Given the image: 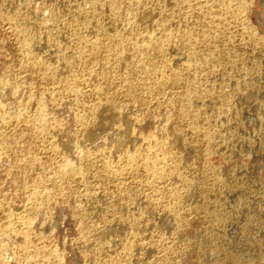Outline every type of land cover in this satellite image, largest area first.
Listing matches in <instances>:
<instances>
[{"label":"rangeland","instance_id":"obj_1","mask_svg":"<svg viewBox=\"0 0 264 264\" xmlns=\"http://www.w3.org/2000/svg\"><path fill=\"white\" fill-rule=\"evenodd\" d=\"M248 2L0 0V264H264Z\"/></svg>","mask_w":264,"mask_h":264},{"label":"crops","instance_id":"obj_2","mask_svg":"<svg viewBox=\"0 0 264 264\" xmlns=\"http://www.w3.org/2000/svg\"><path fill=\"white\" fill-rule=\"evenodd\" d=\"M250 13L258 25H264V0H249Z\"/></svg>","mask_w":264,"mask_h":264},{"label":"bare ground","instance_id":"obj_3","mask_svg":"<svg viewBox=\"0 0 264 264\" xmlns=\"http://www.w3.org/2000/svg\"><path fill=\"white\" fill-rule=\"evenodd\" d=\"M75 33H76V32H75ZM140 48H141V47H140ZM141 52H142V51H141ZM141 57H142V56H141ZM138 58H139V57H138ZM140 60H141V58H140ZM143 69H144V68H143ZM147 70H148V69L146 68L145 71H147ZM145 71H144V72H145ZM144 72H142V73H144ZM142 75H143V74H142ZM145 75H146V74H145ZM145 77H148V76H145ZM142 78H143V77H142ZM130 158H131V157H130ZM155 164H156V163H155ZM155 164H154V165H155ZM152 165H153V163H152ZM152 165H151V167H152ZM157 166H158V165H157ZM156 169H157V168H156ZM75 170H76V168H75ZM153 170H155V168H154ZM153 170H152V172H153ZM154 172H155V171H154Z\"/></svg>","mask_w":264,"mask_h":264}]
</instances>
